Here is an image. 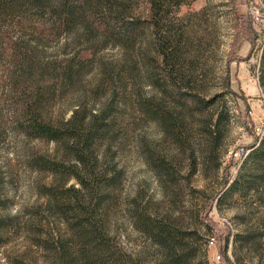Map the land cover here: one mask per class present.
I'll use <instances>...</instances> for the list:
<instances>
[{
	"label": "trees",
	"instance_id": "trees-1",
	"mask_svg": "<svg viewBox=\"0 0 264 264\" xmlns=\"http://www.w3.org/2000/svg\"><path fill=\"white\" fill-rule=\"evenodd\" d=\"M186 3L0 0V70L12 93L4 100L13 113L9 127L27 139L56 144L54 156L33 154L30 160L31 167L55 175V183L43 194L49 198L50 213L66 224L64 233L36 239L47 264H201L204 244L216 236L218 230L208 216L211 204H194L190 210L181 200L197 170L209 164L214 170L220 167L222 125L228 117L222 93L208 97L202 85L207 76L200 62L203 40L193 34L191 16L176 15ZM61 38H67L59 49L62 56L49 57L46 50ZM109 47L118 48L120 58L98 60ZM225 85L229 90L228 82ZM68 86L81 90L70 116L65 117L66 110L56 116L44 114ZM151 122L193 158L190 174L182 177L175 158L150 150L144 137L137 139L162 188L157 201L141 191L126 193L125 166L120 163V150L131 132ZM192 128L205 141L200 147L190 145ZM251 157L264 161V142ZM243 182L235 178L225 195L243 188ZM1 183L0 174V205ZM121 212L155 248L152 260H147L146 249L132 252L117 241L113 228ZM16 219L0 215V245ZM202 224L211 232L207 239L199 229Z\"/></svg>",
	"mask_w": 264,
	"mask_h": 264
},
{
	"label": "rangeland",
	"instance_id": "rangeland-1",
	"mask_svg": "<svg viewBox=\"0 0 264 264\" xmlns=\"http://www.w3.org/2000/svg\"><path fill=\"white\" fill-rule=\"evenodd\" d=\"M143 7L144 15L148 14L149 4L145 3ZM176 15L191 16L193 34L200 35L203 40L200 62L207 76L202 85L208 97L222 93L220 98L228 113L222 125L220 167L214 170L209 164V167L197 170L190 177L191 184H187L184 199H181L183 207L190 210L194 204H211L208 216L218 231L213 243L204 244L205 253L199 261L201 264H264V161L251 157L252 151L264 142V0H188L176 10ZM149 39L147 32L145 40ZM66 41L67 38L53 41V46L46 50L49 57L62 56L59 49ZM66 53L71 55L72 50L68 49ZM100 56L98 60H116L120 58V50L109 47ZM3 74L1 69L0 174L3 203L0 215L16 216L17 219L15 227L4 236L0 245V264H47L45 253L37 246L36 239L64 233L66 224L50 213L49 198L43 194L45 187L55 183V175L31 167L30 160L33 154L54 156L56 144L27 139L9 127L13 113L4 100L12 93L5 87ZM94 74L95 71L87 75L84 84ZM227 82L229 90L225 85ZM80 92L75 86L58 92L44 114L56 116L66 110L65 117H69L71 108L81 97ZM220 104L216 103V109L221 107ZM132 132L124 150H120V163L125 166L124 190L128 195L141 191L152 195L156 201L160 200L162 188L141 155L137 139L144 137L150 150L175 158L182 177L190 174L189 164L193 158L190 160L188 153L177 147L152 122ZM190 133V145L194 143L200 147V143L205 142L195 128L190 129ZM202 161L203 158L200 163ZM226 165L227 170L224 169ZM237 177L244 181V187L225 195V190ZM226 180L228 184L223 188ZM248 183L251 184L246 186ZM192 188L201 192L196 193ZM181 215L185 223L194 227V222L186 214ZM199 229L207 239L211 232L203 224ZM113 233L127 250L137 253L146 249L147 260L154 257L155 248L146 236L128 223L124 212L118 215ZM218 255H221L220 259Z\"/></svg>",
	"mask_w": 264,
	"mask_h": 264
},
{
	"label": "built area",
	"instance_id": "built-area-1",
	"mask_svg": "<svg viewBox=\"0 0 264 264\" xmlns=\"http://www.w3.org/2000/svg\"><path fill=\"white\" fill-rule=\"evenodd\" d=\"M214 238H215V237H212V238L210 239V244L213 243ZM220 257H221V255H218V256H217L218 259H220Z\"/></svg>",
	"mask_w": 264,
	"mask_h": 264
}]
</instances>
